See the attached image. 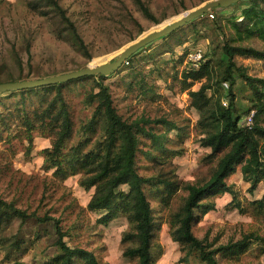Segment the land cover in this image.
<instances>
[{
    "label": "rangeland",
    "instance_id": "1",
    "mask_svg": "<svg viewBox=\"0 0 264 264\" xmlns=\"http://www.w3.org/2000/svg\"><path fill=\"white\" fill-rule=\"evenodd\" d=\"M205 1L139 0L153 13L156 19L153 21L145 16L137 0H58L87 45L91 55L87 58L69 40L57 34L65 29L59 18L31 10L26 0H0V82L43 78L112 61L128 43L175 21ZM248 7L250 5L245 2L218 6L213 14L204 13L147 43L132 54L129 61L103 75L102 82L108 86L113 104L124 119L164 117L187 126L188 135L178 144L183 151L170 160L182 182H204L216 161L207 157L210 148L199 142L196 127L199 111L191 105L187 90H181V71L196 66L189 53L199 52L200 59L204 55L215 64L211 74V82H215L222 66L218 58L224 42L264 50L262 21L253 17L252 23L245 26V19L254 13L253 8ZM239 20H243L241 28L235 24ZM234 60L249 75L264 78V60L241 54H235ZM98 80L94 74L63 81L62 91L74 122L75 141L79 138L76 134L79 126L91 116L94 103L87 101V95L97 91ZM199 86L200 82H195L192 89ZM227 86L226 81L221 83L216 92L224 102L228 100ZM233 92L235 107L246 109L250 105L251 91L241 77L236 78ZM53 93L42 96L41 92L26 94L21 89L0 90V195L28 213L57 218L63 239L70 246L92 250L102 264H136V260L122 255L120 237L127 227V220L117 217L105 224L100 222L101 212L86 207L93 187L85 189L81 186L80 174L65 178L53 175V168H47L42 151L51 146L46 130L33 128L30 130L32 142L28 140L29 132L22 124V107L37 108L41 106V98H48ZM164 129L161 124L154 128L157 132ZM175 133L176 130H171L168 135L175 138ZM140 148L138 171L150 175L159 167L144 155L148 146L140 144ZM168 167L170 164L165 163L163 168L167 170ZM226 180L242 200L260 197L264 191L260 183L252 193L248 192L249 184L242 180L239 171ZM185 194L180 190L168 208L161 206L157 198H149L154 214L161 222L158 231L161 250L157 264L194 262L192 258L184 263L179 261L184 252L169 236L165 223L169 213L182 204ZM230 200L228 192L216 196V208L194 223L193 233L198 237L206 235L209 240L216 239L217 243L237 239L251 230L264 235V222L258 223L248 214L228 206ZM13 227L19 239L25 240V250L7 256L0 244V264H14L15 261L40 264L56 251L57 233L51 220L40 222L32 216L19 229L18 222ZM5 232L8 234L9 230ZM220 261L222 264H264V253L252 244L239 260L221 257Z\"/></svg>",
    "mask_w": 264,
    "mask_h": 264
},
{
    "label": "trees",
    "instance_id": "2",
    "mask_svg": "<svg viewBox=\"0 0 264 264\" xmlns=\"http://www.w3.org/2000/svg\"><path fill=\"white\" fill-rule=\"evenodd\" d=\"M26 2L37 13L59 18L65 29L57 34L69 40L81 54L91 57L74 22L58 0ZM242 2L254 10L253 15L245 19V26L252 23L253 17L264 24V7H261L264 0H241L233 4ZM139 4L145 16L156 21L149 8L141 2ZM216 9L211 8L206 13ZM235 24L241 28L243 20ZM235 54L264 60L262 49L224 42L218 58L222 66L215 82H211L215 64L204 55L197 67L181 71V90H187L191 105L199 111L196 122L199 142L210 148L207 157L216 161L210 176L202 183L182 182L170 161L183 151L178 144L187 137V126L164 117L124 119L113 104L108 86L102 82L103 75L97 74V91L87 95V101L94 103V107L89 119L79 126L76 141L74 122L62 91L65 82L21 89L26 94L41 92L42 96L54 92L48 98H41V106L37 108L22 107V124L29 132L28 140L32 142L30 130L33 128L46 130L51 138V146L42 151L47 168H53V175L65 178L80 174V185L85 189L93 187L86 207L101 212L98 218L100 222L105 224L117 217L127 220V227L120 237L122 255L136 260V264H157L161 250L158 241L161 222L155 216L149 198H157L161 206L168 208L180 190L186 192L182 204L170 212L165 221L169 236L184 252L179 258L180 262H187L190 258L194 260L192 264H222L221 257L239 260L252 244L260 253H264V235L256 230L220 243L216 239L209 240L206 235L198 237L192 230L202 215L216 208L215 197L225 192L231 194L228 206L248 214L258 223L264 222V191L260 197L242 200L226 180L239 168L242 180L249 184L248 192L252 193L260 183L264 188V78L249 75L238 66L234 60ZM238 77L245 81L251 91L250 105L241 110L235 107L233 92ZM225 81L228 84L225 92L227 102L216 94L218 86ZM195 82H200V86L194 90L192 85ZM208 90L212 91L208 93ZM21 101H25V96ZM252 109L253 124L248 127L242 121ZM158 124L164 126L163 132L154 130ZM171 130H176L175 138L169 137ZM140 144L148 146L143 151L144 155L150 163L159 167L150 175L145 176L138 171ZM165 163L170 164L167 170L163 168ZM32 216L40 222L51 220L57 233L54 241L56 251L40 264H102L92 250L70 246L63 239L57 218L28 213L0 195V244L4 246L7 256L14 251L25 250V240L19 239L17 233L13 232V225L18 222L19 229ZM7 229L8 234L5 232ZM14 264L28 263L15 261Z\"/></svg>",
    "mask_w": 264,
    "mask_h": 264
},
{
    "label": "water",
    "instance_id": "3",
    "mask_svg": "<svg viewBox=\"0 0 264 264\" xmlns=\"http://www.w3.org/2000/svg\"><path fill=\"white\" fill-rule=\"evenodd\" d=\"M238 1L241 0H207L202 4L196 6L195 8L186 11L181 15V17L165 25L164 27L160 29L152 30L140 36L136 40L128 43L126 46L122 48L118 57L112 61L105 62L96 66L89 65L84 68L73 70L67 73L51 75L43 78L0 82V90L33 88V87L68 81L72 79H77L80 77L94 75V74L107 75L113 72L114 70H116L117 68H119L121 64L124 61H126V59L130 55L135 53L138 49L142 48L147 43L173 32L174 30L178 29L179 27L191 21L192 19L203 15L211 8L218 6L219 7L228 6Z\"/></svg>",
    "mask_w": 264,
    "mask_h": 264
},
{
    "label": "built area",
    "instance_id": "4",
    "mask_svg": "<svg viewBox=\"0 0 264 264\" xmlns=\"http://www.w3.org/2000/svg\"><path fill=\"white\" fill-rule=\"evenodd\" d=\"M210 15L212 16V14H210ZM189 55L190 56L192 55L194 57V58L192 57L193 63H194V65H196L195 67H197V65L200 61V58H201L200 53L199 52H197V53L192 52V53H189ZM253 112H254V110L252 109L247 115H245V117L242 121L244 125H247L248 127H250L253 124Z\"/></svg>",
    "mask_w": 264,
    "mask_h": 264
},
{
    "label": "crops",
    "instance_id": "5",
    "mask_svg": "<svg viewBox=\"0 0 264 264\" xmlns=\"http://www.w3.org/2000/svg\"><path fill=\"white\" fill-rule=\"evenodd\" d=\"M236 171H239V172H240L239 168H238ZM236 171H235V172H236ZM240 175H241V172H240Z\"/></svg>",
    "mask_w": 264,
    "mask_h": 264
}]
</instances>
